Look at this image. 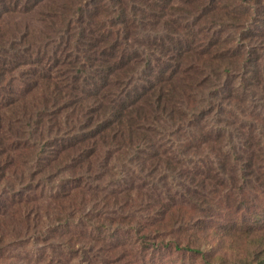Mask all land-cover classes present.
Listing matches in <instances>:
<instances>
[{
    "label": "trees",
    "instance_id": "obj_1",
    "mask_svg": "<svg viewBox=\"0 0 264 264\" xmlns=\"http://www.w3.org/2000/svg\"><path fill=\"white\" fill-rule=\"evenodd\" d=\"M43 1L0 0V21L3 15L27 13ZM209 4L190 1L177 8L175 0H67L62 5L50 6L49 18L66 12L69 21L73 19L68 56L71 61L44 64L46 56L40 52L35 61L21 63L28 66L22 72L26 76L22 78L21 92L15 91L16 67H8V61L0 63L2 222L7 214L13 213L18 217L13 221L28 231L32 220L33 227L42 221V218L33 219L29 211L39 210L44 205L63 211L68 208L85 211L86 207L111 210L113 207L123 216L129 214L122 219L129 223L127 232L141 252L132 259H126L123 254L102 264H166V256L181 259V264L188 261L187 264L197 261L199 264H264V203L247 219V211L244 208H236V211V202L226 196L216 203L209 202L208 224L190 232V227L185 229L184 225L192 218L189 212L181 214L184 207L180 205L151 197L144 209L140 208L144 199L142 193L135 190L132 177L128 178L129 183L122 192H103L108 187L106 179L111 178V188L121 183L114 177L120 176L123 169L112 173L115 165L111 163L130 166L135 159L146 161L152 149V124L160 125L163 120L173 125L174 120L183 123L191 119V124L198 123L200 107L203 111L206 107L212 110L215 103L209 99L201 102L202 97L207 94L208 98L224 101V97L219 98L224 73L233 71L241 75L239 91H264L260 77L264 71V19L256 21L250 30L246 25L249 13L232 14L230 8L217 17L223 20L220 27H224L229 16L236 17L231 39L223 40L222 30L207 35L208 38L198 37L195 48L187 42L185 49L179 52V60L183 61H176L167 72L169 76L156 68V74L150 72V80L141 86H131L137 71L145 74L152 69L149 49L145 47L142 57L141 49L135 47V43L130 44L134 32L154 29L156 24H163L167 15L185 17L184 20L192 18V24L186 25L191 31V25L196 22H210L208 18L213 15V9H208ZM262 5L263 2L255 4L257 17ZM166 29L170 30L168 26ZM166 34L170 36L172 31ZM249 38L252 41H248ZM190 56L192 64L188 65L186 58ZM54 68L60 71L59 76L54 74ZM231 95L229 91L228 97ZM211 138L209 135L199 137L196 146L179 144L178 155H197L192 146L196 150L203 145L209 147L214 144ZM213 151L212 148L208 155ZM257 153L263 155L264 146H257ZM248 159L249 165L244 170L246 180L255 177L253 166L257 158L248 152ZM259 177L256 175L254 179L260 182ZM43 182L49 186L42 185ZM102 220L109 221L99 218L95 223L110 232L112 227L102 225ZM13 221L8 227L5 223L7 230L0 228L2 246L11 228V234L21 235L15 232ZM87 221L91 222L92 218ZM89 244L81 250L93 251L95 246ZM232 247L237 250L234 255H230ZM4 248L8 246H0V254L4 253ZM116 249H120L119 245L108 247L112 252ZM122 251L126 253L124 248ZM79 264L91 263L81 260Z\"/></svg>",
    "mask_w": 264,
    "mask_h": 264
},
{
    "label": "rangeland",
    "instance_id": "obj_2",
    "mask_svg": "<svg viewBox=\"0 0 264 264\" xmlns=\"http://www.w3.org/2000/svg\"><path fill=\"white\" fill-rule=\"evenodd\" d=\"M65 1L67 0H44L27 13H15L11 17L3 15L0 21V63L4 60V63L8 61V67H16L13 73L16 92H21L24 87L22 78L25 79L26 73L22 72L28 68L27 65L21 66V63L23 65L28 60L35 61L38 53L42 52L40 55L46 56L44 64L58 65L59 61L68 63L71 61L68 56L70 27L73 25V19L69 21V15L66 12L52 18H49L52 14L47 16L50 6L54 3L62 5ZM190 1L210 3L208 9H213L212 13L216 17L210 16L208 18L210 22L205 20L196 22L191 25L192 28L189 31L186 25L192 24V18L184 20L185 17L181 19L179 16L167 15L162 20L163 24L162 22L156 24L154 29L144 31L139 29L134 32V38L130 40V44L135 43V47L141 49L142 57L145 47L149 49L148 59L151 61L152 69L145 74L137 71L133 77L132 87L135 84L141 86L142 83L150 80L149 74L150 72L156 74V68L164 70L165 76H169L167 72L180 59V50L188 44L195 48L198 37L208 38L207 35L223 30V40L229 39L235 31L232 25L236 17L229 16L224 27H220V21L223 20L217 17L229 8L232 14L249 13L246 25L250 30L256 25V21L264 19V0H214L213 3L211 0H175V4L177 8H180ZM257 2H263L260 17L255 14ZM248 3H250L249 6ZM203 22L205 23L202 24ZM66 25H68L67 29ZM166 26L170 30L166 29ZM167 31H172V35L167 36ZM70 41L74 43L73 38ZM248 41H252L251 38ZM186 61L188 65H191L192 57L186 58ZM53 71L58 76L61 74L56 68ZM240 76L233 71L224 73L222 77L224 84L219 87V98L224 97V101L216 97L208 98L207 94L201 99L199 95L201 102L205 103L209 99L215 103H212L214 107H211L212 110L207 109L209 108L206 107L207 103L204 106L205 111L203 107H200L202 110L197 111L198 123L191 124V119L183 123L174 120L173 125L171 121L163 120L160 121V125L152 124L154 128L150 145L152 149L148 152L146 161L135 159L130 166L118 162L111 163L115 165L112 173L123 169L120 176L114 175L115 180L119 179L121 183L117 188H111L109 183L111 178H103L106 179L108 186L103 189L104 194H111L113 191L122 192L129 183L128 178L132 177L135 190H139L144 199V203L140 202V208L144 209V204L151 197L160 198L167 203H172L171 205H180L184 207L181 214L189 212L187 214L192 218L189 224L184 225L185 229L190 227V232L196 227L198 231L199 226L203 228L208 224L209 212H211L209 202L216 203L223 200L225 196L236 202L235 210L244 208L247 211V219L251 212H256L262 207L264 154L257 153V146H264V91L260 89L259 91H239L237 88ZM260 77L264 82V71ZM261 86L264 87V85ZM124 88L125 86H122V89ZM229 91L232 95L228 97ZM206 135L212 137L210 141H214V144L209 147L199 146L196 150L197 139ZM179 144L195 145L192 147L197 155H178ZM212 148L213 154L208 155ZM248 152L257 158L256 165L253 166V174L255 177L261 176L259 178L263 180L261 179L260 182L251 175L249 180L244 178V170L246 165H249ZM112 173L108 177L112 176ZM42 185L49 186L44 182ZM29 191L32 195L34 189ZM111 208V210H100L86 207L85 211L68 208L63 211L55 206L49 208L44 205L39 210L29 211L28 215H31L33 219L42 218V221L37 224V227H33L32 220V228L28 231L13 221L18 218L17 216H13V213L7 214L3 222L0 220V228L7 230L8 225L13 221L16 226L15 232L21 235L11 234L13 228L9 230L4 243L8 249L4 248V253L0 254V264H79L81 260L91 264H102L104 261L118 259L123 254L126 259L134 258L141 251L133 244L132 235L127 232L129 223L122 219L129 214L123 216L120 212L113 210V207ZM89 217L92 218L91 222L87 221ZM99 218L109 220L107 222L102 220L101 224L108 228L112 227L110 232L99 223H95ZM87 243L94 245L95 249L91 252L87 248L81 250V247ZM112 245H119L120 249H116L115 252L108 250V247ZM123 248L126 253L122 251ZM235 253L237 250L232 247L230 255ZM164 260L166 264L182 263L181 259L167 256ZM190 264H199V262Z\"/></svg>",
    "mask_w": 264,
    "mask_h": 264
}]
</instances>
